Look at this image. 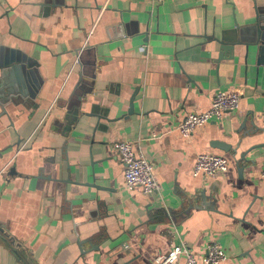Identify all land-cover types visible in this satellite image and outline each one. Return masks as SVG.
<instances>
[{"label": "crops", "instance_id": "1", "mask_svg": "<svg viewBox=\"0 0 264 264\" xmlns=\"http://www.w3.org/2000/svg\"><path fill=\"white\" fill-rule=\"evenodd\" d=\"M259 15L264 0H0V264H154L180 244L200 260L211 243L221 264H264V66L221 46L255 40ZM232 90L235 111L179 134ZM120 141L159 192L125 187ZM200 153L227 171L194 177Z\"/></svg>", "mask_w": 264, "mask_h": 264}, {"label": "built area", "instance_id": "2", "mask_svg": "<svg viewBox=\"0 0 264 264\" xmlns=\"http://www.w3.org/2000/svg\"><path fill=\"white\" fill-rule=\"evenodd\" d=\"M157 3L161 0H149ZM240 93L236 90L220 91L211 100L210 107L200 113H187L178 127L182 137H190L197 129L202 128L211 120L221 119L225 114L239 107ZM117 158L124 168V184L129 190L140 189L143 194L160 191V184L154 174L152 163L140 152H136L133 143L120 141L114 145ZM228 161L222 155L200 153L192 167L194 177L213 178L227 171ZM264 176V170L262 171ZM183 258L185 264H221L226 255L217 243L207 245L204 256L199 260L185 244L173 246L167 253L156 255L154 264H175Z\"/></svg>", "mask_w": 264, "mask_h": 264}, {"label": "water", "instance_id": "3", "mask_svg": "<svg viewBox=\"0 0 264 264\" xmlns=\"http://www.w3.org/2000/svg\"><path fill=\"white\" fill-rule=\"evenodd\" d=\"M258 27H259V32H258V36L255 40H249V39H246V38H234L233 40L230 41L229 44L231 45H221L222 48L225 50V49H229L234 46H243L244 47V50H245V56L247 57L250 50H251V47L252 46H256L257 47V52H258V57H257V65L259 67L261 66H264V15H259L258 16ZM261 41V42H260ZM227 47V48H225ZM217 147H219V149H223V150H226L228 147L227 145H219V144H216Z\"/></svg>", "mask_w": 264, "mask_h": 264}]
</instances>
